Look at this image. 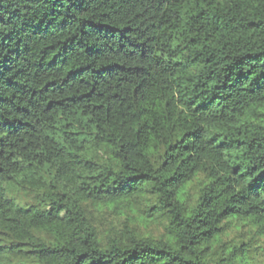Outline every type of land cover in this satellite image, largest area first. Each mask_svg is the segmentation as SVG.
Returning <instances> with one entry per match:
<instances>
[{"label": "trees", "instance_id": "trees-1", "mask_svg": "<svg viewBox=\"0 0 264 264\" xmlns=\"http://www.w3.org/2000/svg\"><path fill=\"white\" fill-rule=\"evenodd\" d=\"M119 2L0 0V264H258L264 0Z\"/></svg>", "mask_w": 264, "mask_h": 264}, {"label": "clouds", "instance_id": "clouds-1", "mask_svg": "<svg viewBox=\"0 0 264 264\" xmlns=\"http://www.w3.org/2000/svg\"><path fill=\"white\" fill-rule=\"evenodd\" d=\"M84 2L85 7H87V12L76 16L74 23L77 27H79L81 22L86 19L94 20L96 25H103L108 19L104 15L105 9L112 8L113 5H115L116 8L121 6L119 0H84ZM89 27L91 30L88 31V36L91 38L92 42L96 43L98 47L107 43L104 38V32L101 28H98L95 25Z\"/></svg>", "mask_w": 264, "mask_h": 264}, {"label": "rangeland", "instance_id": "rangeland-1", "mask_svg": "<svg viewBox=\"0 0 264 264\" xmlns=\"http://www.w3.org/2000/svg\"><path fill=\"white\" fill-rule=\"evenodd\" d=\"M140 231H142L146 235H150L152 237H158L163 232L162 227H159L157 225H148L147 227L139 226ZM247 228L243 227L239 231H232L230 234H228V238L237 237L243 232H247ZM253 233L250 234L252 236ZM251 250H254L256 255H259L256 257V261L258 264H264V239H257L256 242L251 243Z\"/></svg>", "mask_w": 264, "mask_h": 264}]
</instances>
